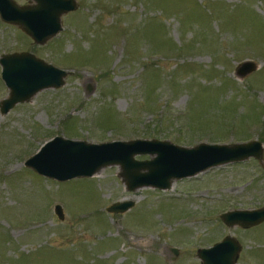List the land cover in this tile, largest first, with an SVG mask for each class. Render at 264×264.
Listing matches in <instances>:
<instances>
[{
  "label": "rangeland",
  "instance_id": "374dc122",
  "mask_svg": "<svg viewBox=\"0 0 264 264\" xmlns=\"http://www.w3.org/2000/svg\"><path fill=\"white\" fill-rule=\"evenodd\" d=\"M76 2L44 45L0 20V58L28 52L67 72L59 89L0 114V264H194L198 250L226 236L240 242L241 264H252L249 250L264 264V222L244 230L220 218L264 206V0ZM245 61L258 68L238 79ZM8 94L0 78V101ZM56 136L188 148L255 140L263 161L211 168L168 190L128 191L119 166L65 182L26 168ZM117 202L133 206L106 212Z\"/></svg>",
  "mask_w": 264,
  "mask_h": 264
},
{
  "label": "water",
  "instance_id": "95a60500",
  "mask_svg": "<svg viewBox=\"0 0 264 264\" xmlns=\"http://www.w3.org/2000/svg\"><path fill=\"white\" fill-rule=\"evenodd\" d=\"M19 5L14 0H0V20L14 25L27 35L35 45H44L61 30V16L77 9L76 0H26ZM0 78L9 91L0 101V114H7L15 105L29 101L45 89H59L64 85L67 72L53 67L28 52L12 53L0 58ZM257 64L245 61L235 69L238 79L256 71ZM92 86L87 87V91ZM147 155L149 160L134 157ZM254 158L263 161V150L258 141L234 144H209L200 142L193 147H182L169 141L131 140L91 144L56 136L44 143L30 156L24 166L38 176L65 182L74 178L91 177L102 168L119 166L120 177L128 191L151 187L168 190L176 180L190 178L211 168ZM132 202H117L106 208L111 214L125 213ZM54 213L63 220L61 206ZM229 228L242 229L264 222V206L256 211H230L221 214ZM174 257L178 252L170 249ZM239 251L237 241L226 236L208 249H200V264H236Z\"/></svg>",
  "mask_w": 264,
  "mask_h": 264
},
{
  "label": "flooded vegetation",
  "instance_id": "af4514ba",
  "mask_svg": "<svg viewBox=\"0 0 264 264\" xmlns=\"http://www.w3.org/2000/svg\"><path fill=\"white\" fill-rule=\"evenodd\" d=\"M236 241H237V244L239 245V251H238V256H237L236 264H241V263L244 262V255H245V253L243 252L244 250L240 246V242L238 240H236ZM249 251H250V253H247V254H248V257H250L251 259L248 260V263L257 264V259L254 258L257 255V251H255V250L254 251L253 250H249ZM194 264H200V262L194 263Z\"/></svg>",
  "mask_w": 264,
  "mask_h": 264
},
{
  "label": "trees",
  "instance_id": "16d2710c",
  "mask_svg": "<svg viewBox=\"0 0 264 264\" xmlns=\"http://www.w3.org/2000/svg\"><path fill=\"white\" fill-rule=\"evenodd\" d=\"M225 85H227V84L225 83Z\"/></svg>",
  "mask_w": 264,
  "mask_h": 264
}]
</instances>
